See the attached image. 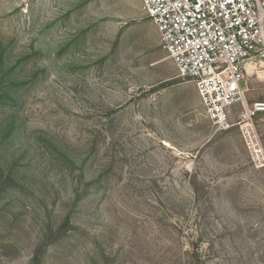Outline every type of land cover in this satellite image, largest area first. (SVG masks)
Listing matches in <instances>:
<instances>
[{"label": "rangeland", "instance_id": "374dc122", "mask_svg": "<svg viewBox=\"0 0 264 264\" xmlns=\"http://www.w3.org/2000/svg\"><path fill=\"white\" fill-rule=\"evenodd\" d=\"M255 129L215 132L141 0H0V264H264Z\"/></svg>", "mask_w": 264, "mask_h": 264}, {"label": "built area", "instance_id": "2783aa9c", "mask_svg": "<svg viewBox=\"0 0 264 264\" xmlns=\"http://www.w3.org/2000/svg\"><path fill=\"white\" fill-rule=\"evenodd\" d=\"M161 50L191 83L215 132L238 127L257 142L264 102L248 105L247 68L264 61V0H141ZM241 108L235 124L229 117Z\"/></svg>", "mask_w": 264, "mask_h": 264}, {"label": "trees", "instance_id": "16d2710c", "mask_svg": "<svg viewBox=\"0 0 264 264\" xmlns=\"http://www.w3.org/2000/svg\"><path fill=\"white\" fill-rule=\"evenodd\" d=\"M64 159L67 161V163H71V161L68 160L66 157H64ZM81 177H82V175H81ZM80 200H81V198L76 192V196H75V199H74V205L77 202H79ZM68 226H70V215L69 214L66 215V217H64L63 223L57 229V231H56L57 238L56 239H59L61 237V235L63 233H65V231L67 230ZM49 233L51 234V231H49ZM46 238H47V235H46ZM44 244H46V242L43 243L42 245H44ZM42 245H40L38 247V249L36 250V252L34 253V255L32 257V260H31V264H40V254H39V252H40V248H41Z\"/></svg>", "mask_w": 264, "mask_h": 264}]
</instances>
